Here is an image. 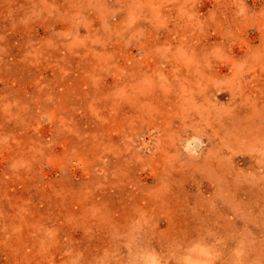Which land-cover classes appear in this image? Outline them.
Wrapping results in <instances>:
<instances>
[{
  "label": "rangeland",
  "instance_id": "1",
  "mask_svg": "<svg viewBox=\"0 0 264 264\" xmlns=\"http://www.w3.org/2000/svg\"><path fill=\"white\" fill-rule=\"evenodd\" d=\"M0 264H264V0H0Z\"/></svg>",
  "mask_w": 264,
  "mask_h": 264
}]
</instances>
